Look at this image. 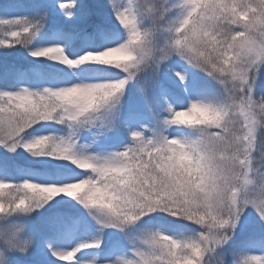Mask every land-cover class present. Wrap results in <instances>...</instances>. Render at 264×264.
<instances>
[{"label": "snow or ice", "instance_id": "1", "mask_svg": "<svg viewBox=\"0 0 264 264\" xmlns=\"http://www.w3.org/2000/svg\"><path fill=\"white\" fill-rule=\"evenodd\" d=\"M63 262L264 264V0H0V264Z\"/></svg>", "mask_w": 264, "mask_h": 264}, {"label": "trees", "instance_id": "2", "mask_svg": "<svg viewBox=\"0 0 264 264\" xmlns=\"http://www.w3.org/2000/svg\"><path fill=\"white\" fill-rule=\"evenodd\" d=\"M67 3H71V0L70 1H68ZM19 222V221H18ZM37 226H39V223L37 222Z\"/></svg>", "mask_w": 264, "mask_h": 264}, {"label": "rangeland", "instance_id": "3", "mask_svg": "<svg viewBox=\"0 0 264 264\" xmlns=\"http://www.w3.org/2000/svg\"><path fill=\"white\" fill-rule=\"evenodd\" d=\"M68 1H70V0H65V3H67Z\"/></svg>", "mask_w": 264, "mask_h": 264}]
</instances>
